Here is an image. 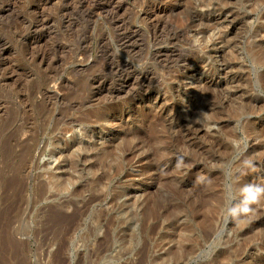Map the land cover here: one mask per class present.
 I'll return each mask as SVG.
<instances>
[{"label":"rangeland","instance_id":"obj_1","mask_svg":"<svg viewBox=\"0 0 264 264\" xmlns=\"http://www.w3.org/2000/svg\"><path fill=\"white\" fill-rule=\"evenodd\" d=\"M227 183L264 185V0H0V264H264Z\"/></svg>","mask_w":264,"mask_h":264},{"label":"bare ground","instance_id":"obj_2","mask_svg":"<svg viewBox=\"0 0 264 264\" xmlns=\"http://www.w3.org/2000/svg\"><path fill=\"white\" fill-rule=\"evenodd\" d=\"M75 121V120H74ZM73 121V122H74ZM77 121V120H76ZM65 126V125H64ZM70 128V127H69ZM70 132V131H69ZM71 134V133H70ZM72 134H73V136L71 137V139L73 138V139H75L76 137H78L79 135H80V133H76V132H72ZM64 136V135H63ZM61 138H62V136H60ZM90 137V136H89ZM92 138V137H91ZM77 139V138H76ZM57 140H58V138H57ZM60 140V139H59ZM82 140V139H81ZM52 143V142H51ZM77 144V143H76ZM80 144V143H79ZM51 146H52V149L50 150V151H48L49 152V154H50V156H51V158H52V160L54 161V162H57V159L55 158V154H56V151H58V148H59V146H57L56 144V146H54V145H52V144H50ZM73 145V144H72ZM77 146V145H76ZM75 146V147H76ZM82 146H83V144H82ZM85 146V145H84ZM88 146V145H87ZM65 147L66 148H69L68 147V144L67 145H65ZM74 147V146H73ZM82 148V147H81ZM87 148H89V147H87ZM62 149V148H61ZM69 149H71V148H69ZM80 149V148H79ZM56 150V151H55ZM67 150V149H66ZM61 151V150H60ZM59 151V152H60ZM69 151V150H68ZM67 151V152H68ZM78 151H80V150H78ZM66 152V153H67ZM70 152H71V150H70ZM69 152V154L71 155V153ZM76 152V151H75ZM58 153V152H57ZM65 153V154H66ZM79 155V154H78ZM104 155V154H103ZM60 156H61V154H60ZM63 156V155H62ZM68 156V155H67ZM75 156V155H74ZM80 156V155H79ZM76 157V156H75ZM92 157V156H91ZM107 157V156H106ZM57 158H59V157H57ZM77 158V157H76ZM109 158V157H108ZM70 159V158H69ZM75 159V158H74ZM59 160H60V158H59ZM84 160V159H83ZM82 160V161H83ZM103 160V159H102ZM63 161H65V162H68L69 160H66V159H64ZM76 161L77 160H75V161H69L67 164L69 165V163L70 164H72V165H74V163L76 164ZM84 162V161H83ZM113 162V161H112ZM98 163V162H97ZM50 164V163H49ZM54 164V163H53ZM62 163H61V161L60 162H58V164L56 165V163H55V165H56V168L54 169V167H52L51 165H47V168H45V170L43 171L44 173L41 175L42 177H43V181H42V187H43V189L44 190H50V191H52V193L54 192L53 191V189H56V190H58L59 192H60V194L62 193V192H66V191H68L69 190V187L70 186H73V185H75V180H78V179H80V178H82V171L84 170V169H81L80 171L79 170H75L74 168H73V166H72V170L71 169H69L68 170V172L66 173H64V174H62V173H58V172H55L54 170H59V169H63V167H62V165H61ZM93 164V163H92ZM67 165V166H68ZM96 165H98V164H96ZM66 166V167H67ZM88 166V165H87ZM77 167V166H76ZM82 167V166H81ZM94 167H96L95 165H94ZM106 167V166H105ZM83 168H85V167H83ZM98 168V167H97ZM96 168V169H97ZM109 168V167H108ZM80 169V168H79ZM88 169V168H87ZM93 170H94V168H92ZM67 171V170H66ZM94 172V171H93ZM101 173H104V170H103V172H101ZM116 173V172H115ZM86 175V174H85ZM103 175V174H102ZM86 176H88V175H86ZM106 175L104 174V177H105ZM103 177V176H102ZM84 178V177H83ZM86 178V177H85ZM100 178V177H99ZM99 178L94 182V184H98L99 183ZM102 179H104V178H102ZM101 179V181H103ZM90 180V179H89ZM88 180V181H89ZM92 180V179H91ZM82 181V180H81ZM87 181V180H86ZM98 182V183H97ZM80 183V182H79ZM82 183V182H81ZM81 183H80V185H81ZM83 183H84V181H83ZM78 183H76V185H77ZM88 185V186H87ZM87 188H89V186H90V188H91V184L89 185L88 184V182H87ZM103 185V184H102ZM84 186H85V184H84ZM83 186V187H84ZM99 186V185H98ZM98 186H97V188H98ZM75 187V186H74ZM82 187V191L85 189V187L83 188ZM86 188V189H87ZM89 188V189H90ZM73 189V188H72ZM76 189V188H75ZM79 189H81V188H79ZM78 189V190H79ZM92 189V188H91ZM90 189V190H91ZM55 190V191H56ZM98 190H100V189H98ZM92 191V190H91ZM44 192V191H43ZM79 192V191H78ZM87 192V191H86ZM89 192V191H88ZM45 193V192H44ZM56 193V192H55ZM73 193V192H72ZM71 193V195H74V194H72ZM84 193V192H83ZM93 193V192H92ZM57 194V193H56ZM76 194V193H75ZM95 194V193H94ZM93 195V194H92ZM100 195V194H99ZM103 195V194H102ZM53 197H54V195H53ZM98 197V196H97ZM44 198V197H43ZM46 198V197H45ZM95 199H97L96 197H94ZM99 198V197H98ZM46 200H48V198H46ZM92 200V199H91ZM94 200V199H93ZM99 200V199H98ZM45 201V200H44ZM46 202H48V201H46ZM87 202V201H86ZM89 202V201H88ZM91 202V201H90ZM93 202V201H92ZM91 202V203H92ZM74 203L75 202H68V203H65L64 205H62L63 207H68V208H70V207H73V209H74V211H73V213H71L72 215H66V214H62V213H60V211H57V209L56 210H52L51 211V213L52 214H54V217L55 218H57L58 220L60 219V221H62V220H64L65 222H66V220L67 221H69L71 218H74V217H78L77 219V221H75L74 223H69V222H66V223H62V222H59V226L58 227H56V229H55V234H64V236H66L67 234H68V232H70V230H73V229H75L76 227H77V225H79V223L81 224V222H80V217L82 216V212L83 211H81V209L77 206V204L76 205H74ZM90 204V203H89ZM115 205V204H114ZM90 206V205H89ZM62 207V208H63ZM51 208V207H50ZM98 214H100V213H98ZM105 214V213H104ZM156 213L154 212V211H150L149 212V216H156L155 215ZM75 215V216H74ZM74 216V217H73ZM53 217V216H52ZM106 217V216H105ZM158 217V216H157ZM100 218V217H99ZM102 219V218H101ZM57 220V221H58ZM82 221V220H81ZM95 221H96V219H95ZM99 221V220H98ZM97 222V221H96ZM100 223V222H99ZM154 223V222H153ZM123 224V223H122ZM97 226V225H96ZM99 226V225H98ZM97 226V227H98ZM79 227V226H78ZM119 230V229H118ZM121 230H122V232H124V229H122L121 228ZM120 230V231H121ZM54 231V230H53ZM126 231V230H125ZM70 235V234H69ZM68 235V236H69ZM122 235V234H121ZM64 236H61V237H64ZM67 236V237H68ZM126 236V235H125ZM99 237V236H98ZM121 238V237H120ZM169 238V237H168ZM171 238V237H170ZM207 238V237H206ZM64 239H66V238H64ZM67 239H69V238H67ZM172 239H173V237H172ZM175 239V238H174ZM205 239V238H204ZM70 240V239H69ZM100 240V239H99ZM207 240V239H206ZM120 241V240H119ZM204 241V240H203ZM67 242H68V240H67ZM66 246V245H65ZM164 247V246H163ZM182 248V247H181ZM107 249V248H106ZM181 250V249H180ZM124 253V252H123ZM121 257V256H120ZM158 263V262H157Z\"/></svg>","mask_w":264,"mask_h":264},{"label":"clouds","instance_id":"obj_3","mask_svg":"<svg viewBox=\"0 0 264 264\" xmlns=\"http://www.w3.org/2000/svg\"><path fill=\"white\" fill-rule=\"evenodd\" d=\"M182 164V158L178 159L177 167H180ZM243 166L251 168L254 165L249 158L243 161ZM225 190L229 201L225 209L226 219H234L243 222L254 213L253 205L258 204L264 199V185L247 183L237 189L234 183H227L225 185Z\"/></svg>","mask_w":264,"mask_h":264}]
</instances>
